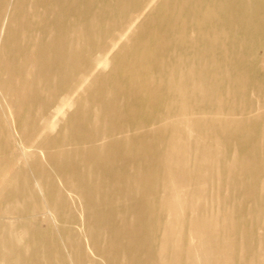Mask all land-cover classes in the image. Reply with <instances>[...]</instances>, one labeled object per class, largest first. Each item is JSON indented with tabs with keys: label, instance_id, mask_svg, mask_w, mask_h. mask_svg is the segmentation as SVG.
Instances as JSON below:
<instances>
[{
	"label": "bare ground",
	"instance_id": "6f19581e",
	"mask_svg": "<svg viewBox=\"0 0 264 264\" xmlns=\"http://www.w3.org/2000/svg\"><path fill=\"white\" fill-rule=\"evenodd\" d=\"M0 264H264V0H0Z\"/></svg>",
	"mask_w": 264,
	"mask_h": 264
}]
</instances>
